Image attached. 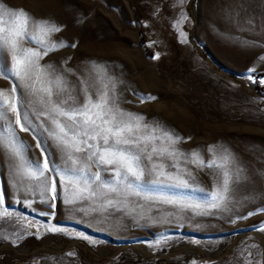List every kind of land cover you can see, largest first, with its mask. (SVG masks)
Wrapping results in <instances>:
<instances>
[{
	"label": "rangeland",
	"instance_id": "1",
	"mask_svg": "<svg viewBox=\"0 0 264 264\" xmlns=\"http://www.w3.org/2000/svg\"><path fill=\"white\" fill-rule=\"evenodd\" d=\"M0 4V27L11 26L9 9H24L37 21L63 26L48 42L77 46L53 51L40 64H51L57 75L66 76L80 103L85 99L82 79L88 80L95 100L106 85L111 86L107 77L115 76L120 81V106L142 113L145 122L160 121L183 137L186 142L176 147L185 153L198 149L207 163L213 159L208 146H215L220 167L186 165L196 186L208 192L220 190L225 173L230 180H239L230 185L236 187L231 211L213 210V215L160 203L165 198L191 203L204 199L202 192L168 187L171 181L163 177V184H142L140 196L118 197L119 211L110 207L93 212L87 207L89 201H84L83 211H75L80 204L66 205L59 198L68 195L59 179L58 198L51 200V191L45 194L55 207L41 202L45 197L27 178L30 169L24 159L19 161L13 186L12 165L0 155L4 196L0 264H248V251L264 264V212L256 211L264 208V84L258 77L264 74V61L259 59L264 56V43H250L264 42L260 28L264 0H184L183 5L179 0H0ZM253 21L260 30L254 31ZM23 46L37 47L28 41ZM7 61L10 65V53ZM92 62L101 68L92 71ZM4 64L5 55L0 54V67ZM69 68L75 75L66 71ZM250 68L255 72L249 73ZM250 74L255 82L247 78ZM35 86L39 90L48 84L42 79ZM11 88L12 82L0 76V89L10 95ZM134 93L156 99L141 103ZM2 123L0 134L7 139V121ZM30 123L35 127L39 121L32 117ZM13 127L17 143L22 140L30 146L27 157L43 162L37 146L40 139L49 149L47 155L57 165L64 163L46 135L37 138ZM155 146L163 149L167 142L157 140ZM221 148L228 149L229 156L234 154L235 160L226 161ZM153 159L164 163L166 172H176L166 155ZM179 163L183 169V159ZM96 170L93 165L92 171ZM102 176L112 179L111 173ZM6 210L10 216H5ZM250 211L256 214L239 218ZM53 226L62 231H49Z\"/></svg>",
	"mask_w": 264,
	"mask_h": 264
},
{
	"label": "snow or ice",
	"instance_id": "2",
	"mask_svg": "<svg viewBox=\"0 0 264 264\" xmlns=\"http://www.w3.org/2000/svg\"><path fill=\"white\" fill-rule=\"evenodd\" d=\"M179 3L183 5L184 0H179ZM6 15L13 19L10 27H0V54L5 55V64L0 67V76L9 79L12 88L10 95L7 90L0 89V127H3L2 122L6 120L9 134L7 139L0 134V155L5 156L12 165L13 186L17 184L15 177L19 175V161L24 159L26 167L30 169L27 178L35 181L36 189L45 197L41 201L43 203H49L45 195L49 191L52 193L51 200L55 201L58 198L56 179H59L62 192L68 193L59 198L66 205L80 204V207L74 208L75 211L84 210V201H89L87 207H91L93 212L107 211L110 207L119 211L117 205L121 201L117 199L118 197L123 195L126 200L130 195L140 196L142 184H163L164 180L160 179L163 177L171 181L168 187L202 192L204 199L202 202L191 203L165 198L160 200V203L178 207L182 211L201 209L198 212L200 215H213V210L231 211L236 187L230 185L238 184V179L230 180L228 173H225L221 189L208 192L195 185V178L186 167L189 163L201 168L220 167L216 161L215 146H208V151L213 153V159L207 163L198 149L185 153L176 147L182 141L186 142L183 137L175 134L160 121L145 122L146 118L142 113H134L120 106L121 101L117 92V84L120 81L115 76L107 77L111 86L106 85L105 90L98 93L95 100L88 91V80L82 79L85 99L80 103L78 96L73 94L75 86L70 85L66 76L57 75L51 64H40V60L53 51L77 46L64 41L48 42L47 38L53 33L60 32L63 26H57L47 19L37 21L24 9H9ZM252 23L254 31L260 30L255 28L254 21ZM260 28L264 29V24L260 25ZM24 41L36 44L37 47L25 48ZM250 43L256 45L264 42L253 40ZM8 53L11 54L10 65L7 61ZM259 59L264 61V56ZM100 68V65L92 62V71H98ZM103 68L107 75V67ZM66 71L75 75L73 69L69 68ZM254 72L255 68L249 69V73ZM247 78L255 82L253 75L250 74ZM42 79L46 81L48 87L38 90L35 85ZM259 82L264 84V76L259 78ZM134 95L138 96L141 103L156 99L154 96L140 93ZM12 116L15 117L14 120ZM32 117L39 121L35 127L30 123ZM13 125L19 126L20 131H31L37 138L38 134L46 135L60 151L64 163L57 165L55 160L47 155L49 149L40 139L37 146L44 154L43 162L41 163L38 158L27 157L26 153L30 151V146H25L22 140L17 143L18 134ZM157 140L162 143L166 141L167 147L158 149L155 146ZM220 151L226 161L235 160L234 154L228 155V149L221 148ZM79 153L84 155H77ZM154 155L157 157L166 155L172 159L171 167L175 168L176 172H166V165L154 160ZM181 159L185 164L183 169L179 163ZM93 165L97 169L95 172L92 171ZM102 173H111L112 179H104ZM146 177L156 178L146 180ZM72 186H75V190ZM112 194H115V197ZM143 198L154 199L148 196ZM3 204L4 196L0 192V205ZM49 207H55V204L49 203ZM256 211L264 212V208ZM256 211H250L246 216L239 218L247 219L248 216L256 214ZM10 215L11 212L6 210L5 216ZM48 230L62 231L56 226ZM164 243H167L166 238ZM248 257V264H259L251 251H248Z\"/></svg>",
	"mask_w": 264,
	"mask_h": 264
},
{
	"label": "trees",
	"instance_id": "3",
	"mask_svg": "<svg viewBox=\"0 0 264 264\" xmlns=\"http://www.w3.org/2000/svg\"><path fill=\"white\" fill-rule=\"evenodd\" d=\"M262 76H264V74H263V75H260V76H258V77H262Z\"/></svg>",
	"mask_w": 264,
	"mask_h": 264
}]
</instances>
